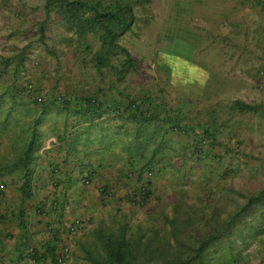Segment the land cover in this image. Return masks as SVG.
I'll list each match as a JSON object with an SVG mask.
<instances>
[{
	"label": "rangeland",
	"instance_id": "rangeland-1",
	"mask_svg": "<svg viewBox=\"0 0 264 264\" xmlns=\"http://www.w3.org/2000/svg\"><path fill=\"white\" fill-rule=\"evenodd\" d=\"M130 2L134 21L118 42L136 67L119 81L109 69L98 73L92 65L96 38L87 34L85 41L79 39L57 17L46 18L39 40L42 0H0V138L16 131L21 148L33 131L28 124L39 113L35 141L42 143V125L69 114L60 103L63 98L74 102L92 97L120 107L130 97L161 114L168 110L166 115L178 124L172 130L169 124H150L163 133V143L144 200L133 194L139 187L136 174H119L111 185L93 186L97 194L109 192L114 198L102 212L91 204L96 218H83L85 226L73 239L77 246L66 264H87L81 245L94 250L97 231L123 229L126 236L144 237L158 231L175 249L181 243L194 245L212 216L225 219L244 196L264 184V106L247 113L223 110L233 100L264 105V0ZM18 60L22 62L16 69ZM11 85L19 90L16 101ZM38 97L40 104L34 105L31 99ZM108 123L102 122L98 133L107 135ZM111 126L129 140L131 123L110 120ZM206 127L210 137L203 133ZM5 170L0 167L3 182ZM84 180L82 189L91 188ZM15 187L14 178L3 183L4 192ZM120 189L126 191L117 194ZM207 259V264H264V200L208 248Z\"/></svg>",
	"mask_w": 264,
	"mask_h": 264
},
{
	"label": "trees",
	"instance_id": "trees-1",
	"mask_svg": "<svg viewBox=\"0 0 264 264\" xmlns=\"http://www.w3.org/2000/svg\"><path fill=\"white\" fill-rule=\"evenodd\" d=\"M41 9L44 20L39 23V40L42 38L43 23L46 18L53 15L79 39L85 41L87 34L96 38L98 46L91 53L90 60L98 73L102 69H109L115 79L120 81L130 72H135L136 60L118 42L119 37L131 28L134 21L130 0H42ZM86 48H89L88 44H86ZM21 62V60L16 62L18 64H16V69L21 65ZM11 90L12 99L16 101L19 90L13 85H11ZM38 98L39 101L37 98L31 99L34 105L40 104L41 98ZM53 100L56 101V98L54 97ZM60 103L68 110L69 114L84 113V115L92 117L90 120L105 115L107 120H125L131 123V129L126 136L129 137V140L125 141L123 140L124 136L117 134V137H114L118 141L116 145L119 148L115 152V156L123 161L126 173L122 175L125 177L137 175L136 181L139 187L137 193L133 194L137 196L138 201L144 200L150 193L151 166L153 162L156 163V156L159 154L157 149L163 143L160 141L163 133L157 128H153L154 126L151 127L150 124H169L168 127L171 130L176 129L178 124L172 121L170 115H166L169 111H162L165 113L161 114L142 101L139 104L136 103L130 97H127L120 107H111V103L104 105L92 97H80L74 102L70 98H63ZM262 106L264 105L233 100L229 105H225L223 110L225 113H247L259 111L263 108ZM155 108L158 107L155 106ZM4 114L6 116L8 112ZM37 116L39 117L33 118L28 124L30 128L33 127V131L29 133L26 143L17 151L18 158H14L8 166L1 167L7 168V170H17L16 172L20 173L21 182L18 185V192L21 200H28L31 196L30 177L34 169L30 165L35 147L38 146V142L35 141L39 136L36 126L42 120L39 113ZM163 117H167V119ZM212 120L214 123L215 118L212 117ZM147 127L150 128L147 129ZM203 133L211 136L207 127ZM157 136H160L158 142L152 148H148L149 143H152V138ZM108 139L111 143L113 137ZM198 151H201L200 147ZM143 177L144 182H141ZM244 197V202L236 206L225 219L220 220L218 217L212 216V223L194 245L188 246L186 243H181L178 249H175L168 236H162L158 231H154L150 237H144L137 233L126 236L123 229L109 234L97 231L95 242L92 243L94 250L90 248L89 244L85 247L81 245V249L85 253L84 259L87 264H207L208 248L221 237L228 235L235 223L240 221L253 205L264 200V184L256 192ZM54 247V245L47 246L44 250L51 261L55 260Z\"/></svg>",
	"mask_w": 264,
	"mask_h": 264
},
{
	"label": "crops",
	"instance_id": "crops-1",
	"mask_svg": "<svg viewBox=\"0 0 264 264\" xmlns=\"http://www.w3.org/2000/svg\"><path fill=\"white\" fill-rule=\"evenodd\" d=\"M60 117L51 118L50 123L45 122L40 129L44 131H40L44 139L35 147L31 161L30 166L34 170L30 177L31 196L28 200L19 197L20 175L14 173L9 177L7 173L12 174V169L1 175L4 182L0 181V264H57L56 255L62 245H66L71 254L77 246L73 239L79 233L67 240L64 224L74 218L92 216L95 220L91 204L94 203L102 212L114 197L110 199L109 192L97 194L93 186L111 185L119 179V174L126 173L122 161L116 162L115 152L119 148L114 137L120 135L119 131L108 127L110 120L105 115L93 120L84 113ZM104 121L109 122L105 128L108 137L113 135L111 143L107 135L98 133L101 130L98 127ZM8 134L12 136L0 138V167H6L18 158L19 134L16 131ZM13 178L15 190L4 192L3 183L6 181L8 184ZM84 179L89 181L91 188L82 189L80 182ZM120 190L117 194L126 191ZM52 245L55 246L54 261L44 251ZM66 258L62 264L67 263Z\"/></svg>",
	"mask_w": 264,
	"mask_h": 264
},
{
	"label": "built area",
	"instance_id": "built-area-1",
	"mask_svg": "<svg viewBox=\"0 0 264 264\" xmlns=\"http://www.w3.org/2000/svg\"><path fill=\"white\" fill-rule=\"evenodd\" d=\"M40 99L37 98V101ZM87 183V181H84ZM85 226V219L82 218H74L69 221H67L64 224V228L66 229V239H70L74 234L80 233L81 230ZM69 253V248L66 245H62L61 249L58 252V255L56 257V262L58 264H62L64 262V259L66 258V255Z\"/></svg>",
	"mask_w": 264,
	"mask_h": 264
}]
</instances>
